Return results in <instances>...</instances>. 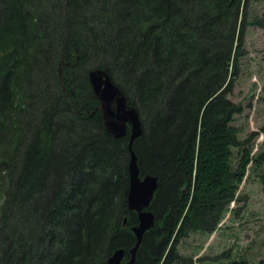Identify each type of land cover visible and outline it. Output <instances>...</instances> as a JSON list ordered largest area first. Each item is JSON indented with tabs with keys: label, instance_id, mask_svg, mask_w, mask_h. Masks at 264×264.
Segmentation results:
<instances>
[{
	"label": "trees",
	"instance_id": "1",
	"mask_svg": "<svg viewBox=\"0 0 264 264\" xmlns=\"http://www.w3.org/2000/svg\"><path fill=\"white\" fill-rule=\"evenodd\" d=\"M252 1L0 0V264H106L135 241L121 224L129 138L105 130L92 68L138 110L132 149L159 179L135 264H173L178 239L210 231L237 198L248 165L264 188V150L252 153L254 132L237 138L241 107L226 95ZM45 65L55 97L31 85Z\"/></svg>",
	"mask_w": 264,
	"mask_h": 264
},
{
	"label": "rangeland",
	"instance_id": "2",
	"mask_svg": "<svg viewBox=\"0 0 264 264\" xmlns=\"http://www.w3.org/2000/svg\"><path fill=\"white\" fill-rule=\"evenodd\" d=\"M246 20L250 21V24L246 27L243 44L235 63L236 71L232 69V84L226 95L241 107L232 114L230 125L237 131L235 134L240 140L251 132L255 133L251 145L252 153H256L264 150V0L250 2ZM48 66L47 72L45 65L33 75L31 85L40 88L46 95L52 92L55 97L58 80L55 74L47 75L50 70ZM50 66L52 68V64ZM138 115L140 118L139 112ZM151 127L154 125L151 124ZM75 133L78 134L77 129ZM75 133L68 134V138L64 137L65 145L72 143L71 140L76 138ZM231 150L230 163L235 167L239 148L232 146ZM257 172L258 170H252L248 165L246 174L235 192L237 198L224 205L219 220L210 231L191 230L178 239L177 257L173 264H226L233 259H245L251 264H264V188ZM34 218L21 225L29 228L36 226ZM175 232L172 233L166 252Z\"/></svg>",
	"mask_w": 264,
	"mask_h": 264
},
{
	"label": "water",
	"instance_id": "3",
	"mask_svg": "<svg viewBox=\"0 0 264 264\" xmlns=\"http://www.w3.org/2000/svg\"><path fill=\"white\" fill-rule=\"evenodd\" d=\"M88 80L92 92L98 100V108L105 130L116 139L127 132L129 135L127 148L128 187L126 204L128 209L136 210L137 222L131 226L134 244L129 248V258L122 263L125 255L122 247L115 248L107 258V264H135V253L143 238L144 232L154 225V214L147 209L158 187L159 179L153 173H141L138 168L136 154L132 149L133 141L141 135L142 126L136 107L128 103L126 95L102 68L88 71ZM126 218L123 219V222ZM129 254V253H128Z\"/></svg>",
	"mask_w": 264,
	"mask_h": 264
},
{
	"label": "flooded vegetation",
	"instance_id": "4",
	"mask_svg": "<svg viewBox=\"0 0 264 264\" xmlns=\"http://www.w3.org/2000/svg\"><path fill=\"white\" fill-rule=\"evenodd\" d=\"M158 188V187H157ZM181 190H183L184 191V187H182L181 188ZM155 197V196H154ZM152 198V200H151V202H150V204H149V209L151 208V204H152V202H153V200L155 201V198ZM127 206V205H126ZM151 210V209H150ZM131 211V210H130ZM152 211V210H151ZM135 213L134 215H133V213ZM132 212H130V217H123L122 218V221H121V224L124 226V225H127L128 226V230L132 233V230H131V226H133V225H135L136 224V222H137V214H136V212L135 211H132ZM153 212V211H152ZM154 214V213H153ZM154 216H155V214H154ZM124 218H126V220L123 222V219ZM156 218V217H155ZM155 225V224H154ZM154 227V226H153ZM152 227V228H153ZM151 229V228H150ZM148 231V230H147ZM146 231V232H147ZM133 234V233H132ZM145 234V233H144ZM133 237H134V235H133ZM134 244V243H133ZM129 250V249H128ZM127 253H129V251H127ZM125 258H124V261L123 262H125L126 261V258H129V254L128 255H126V252H125ZM136 259V258H135Z\"/></svg>",
	"mask_w": 264,
	"mask_h": 264
},
{
	"label": "bare ground",
	"instance_id": "5",
	"mask_svg": "<svg viewBox=\"0 0 264 264\" xmlns=\"http://www.w3.org/2000/svg\"><path fill=\"white\" fill-rule=\"evenodd\" d=\"M141 124V126H142V123H140ZM125 135H128V132L125 134ZM124 135V136H125ZM123 137V136H122ZM128 138H129V135H128ZM134 151V150H133ZM135 152V151H134ZM136 154V153H135ZM136 159H137V164H138V158H137V154H136ZM138 166V165H137ZM138 168H139V166H138ZM140 169V168H139ZM159 184V183H158ZM151 202V201H150ZM150 204V203H149ZM149 204H148V207H147V209H149ZM128 208V207H127ZM130 210V209H129ZM150 210V209H149ZM131 211H135L136 212V210H131ZM151 211V210H150ZM152 212V211H151ZM153 213V212H152ZM155 224V223H154ZM154 226V225H153ZM153 226H151L150 228H152ZM149 228V229H150ZM148 229V230H149ZM147 231V230H146ZM145 233V232H144ZM141 243V242H140ZM123 248V247H122ZM124 249V248H123ZM124 252H126V250L124 249ZM129 256H130V251H129ZM135 258H136V253H135ZM136 260V259H135ZM134 260V261H135ZM123 261H124V258H123ZM124 263V262H123Z\"/></svg>",
	"mask_w": 264,
	"mask_h": 264
}]
</instances>
